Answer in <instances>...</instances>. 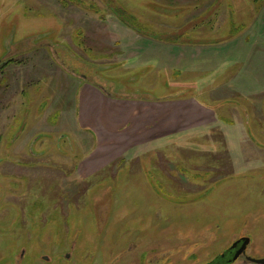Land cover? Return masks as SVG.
I'll list each match as a JSON object with an SVG mask.
<instances>
[{
    "label": "rangeland",
    "instance_id": "rangeland-1",
    "mask_svg": "<svg viewBox=\"0 0 264 264\" xmlns=\"http://www.w3.org/2000/svg\"><path fill=\"white\" fill-rule=\"evenodd\" d=\"M78 1L0 0V264H206L244 235L264 257V1L116 0L141 31ZM83 76L213 117L151 107L143 136Z\"/></svg>",
    "mask_w": 264,
    "mask_h": 264
},
{
    "label": "crops",
    "instance_id": "crops-1",
    "mask_svg": "<svg viewBox=\"0 0 264 264\" xmlns=\"http://www.w3.org/2000/svg\"><path fill=\"white\" fill-rule=\"evenodd\" d=\"M252 71L253 70L251 68V64L245 66L244 72H243L245 73V76H240V75L235 76L234 80H237L238 84H235V83L234 85L230 84L227 87L230 89H234L236 91L237 90L242 91L244 94H248L249 93L248 91H251L252 89H256L254 86L248 85L246 82V80L253 79L250 77ZM234 74L236 75V73ZM86 83H87L85 85L86 88L88 89L97 88L98 89L97 92H100L99 94L100 98L104 96L107 99L109 98V100L112 102L113 101H117L116 103L119 102L118 106H115L114 111L112 113V121L117 122L118 116L115 113L119 112L118 108H121L122 104L125 105L122 111H124L127 116H129V114L134 108H137L139 110V113L136 115V117L138 118V123L135 128L139 130L144 131L148 128V126H150V124L148 123L149 121H147L143 111L150 109L151 107L157 108L158 110H160V112L164 110V113L163 112L162 113L166 115L165 125L173 123L174 127H175V123L177 124V127H182L183 123L185 125L192 126L194 123L198 121L205 120V118H208L210 116L213 117L212 113L207 107L200 104L194 98H191V97L177 98V99H163V100H160V98H158V100H155V99H150V98L120 97V96H115V95H107L102 90H100L96 85H93L92 83L87 82V81ZM95 94L98 95V93H95ZM179 123H180V126H179ZM102 128L103 130H105L104 127ZM135 128H133V130H135ZM133 132L137 133L138 131L136 132L133 131ZM146 133L147 132L144 131L143 136H145Z\"/></svg>",
    "mask_w": 264,
    "mask_h": 264
},
{
    "label": "flooded vegetation",
    "instance_id": "flooded-vegetation-1",
    "mask_svg": "<svg viewBox=\"0 0 264 264\" xmlns=\"http://www.w3.org/2000/svg\"><path fill=\"white\" fill-rule=\"evenodd\" d=\"M104 2L106 3V5H110V7H109L110 10L113 12V14H115L118 17L119 21L121 23H123L124 26H127L129 28L141 31L140 29L135 28V26L128 25L129 23L127 24L128 21H127V19L125 20L124 16L125 15L127 16L129 13H128V11L125 8H123L119 3H117L116 0H104ZM78 3H79V5L82 6V8L85 6L84 2H82L80 0L78 1ZM7 62H5L1 66L2 70H3V68H5L7 65L10 64V63L7 64ZM83 79L85 81H87V82L92 83L93 85H96L100 90H102L107 95H115V96H120V97H136L135 95H131V94H128V93H121V94L117 93V91H116L117 84L107 82L106 80H103L101 78H98V77H94L93 79L90 78L92 81L89 79V77L88 78L84 77ZM244 236H240L239 238L235 239L225 251H223L220 254H218L217 256H215L212 261H210V262H208L206 264H235L238 261H240L241 259H247V256L249 255L248 253H249V248H250V243L251 242H249V244L247 245L245 250L236 259H234V256L241 249L242 243L241 242L238 243L237 246L234 247V248L231 247L234 242H236L237 240H239L240 238H242ZM25 257H26V250L25 249H21L19 254L15 257L14 263L15 264H23V262L25 261ZM69 257H70V255L67 254L66 258H69ZM252 257H254V255ZM43 258L47 259L46 256H44ZM258 258H263V257L260 256ZM29 264H34V261L31 260L29 262Z\"/></svg>",
    "mask_w": 264,
    "mask_h": 264
},
{
    "label": "water",
    "instance_id": "water-1",
    "mask_svg": "<svg viewBox=\"0 0 264 264\" xmlns=\"http://www.w3.org/2000/svg\"><path fill=\"white\" fill-rule=\"evenodd\" d=\"M250 240H251L250 237L244 236L232 244L231 247L234 248L237 246L238 243H240V242L242 243L241 249L236 253V255L234 256V259H236L245 250V248L249 244ZM247 259L249 261L257 263V264H264V257L258 258V257H252V256L248 255Z\"/></svg>",
    "mask_w": 264,
    "mask_h": 264
},
{
    "label": "trees",
    "instance_id": "trees-1",
    "mask_svg": "<svg viewBox=\"0 0 264 264\" xmlns=\"http://www.w3.org/2000/svg\"><path fill=\"white\" fill-rule=\"evenodd\" d=\"M262 1H264V0H262ZM12 62V60H9L8 62H7V64H9V63H11Z\"/></svg>",
    "mask_w": 264,
    "mask_h": 264
}]
</instances>
